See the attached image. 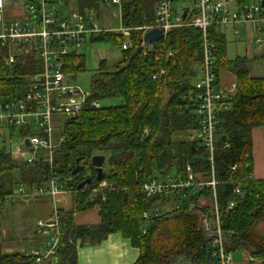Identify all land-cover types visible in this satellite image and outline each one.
<instances>
[{"label": "trees", "instance_id": "1", "mask_svg": "<svg viewBox=\"0 0 264 264\" xmlns=\"http://www.w3.org/2000/svg\"><path fill=\"white\" fill-rule=\"evenodd\" d=\"M159 1L119 0L121 28L152 26ZM233 1L239 10L245 6V0ZM63 2L68 6V0ZM100 4L102 0H77L74 10L83 13ZM207 37L214 46L218 72H228L236 81L233 98L216 111L212 165L224 249L230 255L244 249L264 264V234L259 228L264 222V180L252 177L251 153L252 132L264 128V77H251L249 69L262 57L229 60L225 56V37L219 29L210 27ZM131 40L133 46L127 50H122L124 39L120 33L101 32L91 35L89 41L108 43L120 52V61L112 67L101 60L91 79L94 99H116L119 104L85 111L79 123L68 121L64 143L54 153V171L75 191L72 208L58 210L61 234L57 264H77L78 248L99 245L111 234L128 239L138 250L134 264H209L213 262L210 239L200 218L210 217L209 207L201 202L211 200L210 189L172 190L152 199L139 191L140 184L150 179L182 180L190 175L195 183L211 180L207 153L193 138L198 128L193 84L202 64V34L195 29H175L146 52L138 47L141 32L131 31ZM25 52L13 67L0 60V97L24 90L26 78L39 71L34 54ZM84 61L83 55L69 54L64 58L63 71L82 72ZM160 70L162 75H158ZM155 74L158 76L153 80ZM96 154L104 158L107 155V170L98 182L89 160ZM76 160L84 169L72 175ZM46 168L41 163H19L0 150V236L1 215L15 190L20 184L27 189L42 185ZM85 178H90L91 184L78 191V184ZM103 181L106 187L96 191ZM235 187L241 189V195L233 193ZM230 203L232 209L228 208ZM156 206L160 214L144 219L143 213ZM92 209L98 211L99 223L75 224V213ZM33 262L28 254L4 253L0 247V264Z\"/></svg>", "mask_w": 264, "mask_h": 264}, {"label": "built area", "instance_id": "2", "mask_svg": "<svg viewBox=\"0 0 264 264\" xmlns=\"http://www.w3.org/2000/svg\"><path fill=\"white\" fill-rule=\"evenodd\" d=\"M112 4L119 0H110ZM173 0H161L155 6L152 26L134 29L118 30L104 29L97 23L90 11L78 13L70 11L62 13L58 6L62 0H21L25 21H5L2 19L3 0H0V60L13 67L18 57L26 52H32L39 66V71L26 78L24 90H16L6 98L0 97V131L13 134L18 130V144L11 157L26 165L41 163L47 166L44 173L45 182L27 189L23 184L17 192L26 197H48L52 202L51 216L46 221L37 220L34 235L42 241L39 249L28 253L33 257V264H57L58 244L61 229L58 221V206L60 198L72 196L75 192L68 187L63 177L54 171L53 159L55 151L64 143L63 134L68 121L81 122V115L88 110L102 108L101 101L93 98L92 93H86L77 86L65 80L63 71L64 58L69 54H78L91 35L101 32L120 33L124 39L122 50L131 49V31L141 32L139 49L148 51L154 44L162 41L166 35L175 29H195L202 34V64L200 74L195 81L196 101L195 115L198 124L193 138L198 140L207 153L211 165V180L205 183H195L190 175L185 179L163 178L150 179L140 184L139 191L147 199L163 197L172 190L184 191L210 189V217L201 216L200 225L210 239L211 257L209 264H230L231 255L224 249V236L219 227L218 204L215 193L216 182L213 174V156L216 143L218 119L216 111L227 106L233 98L236 81L225 84L218 72L217 59L213 44L208 40L207 30L210 27L253 25L259 33H264V12L261 3L251 7L237 9L233 0H192L193 7L172 8ZM230 1L234 7H230ZM27 15V16H26ZM150 30H160L158 41L145 43L144 34ZM261 39V38H260ZM257 38V42H261ZM169 56L173 53L169 52ZM158 75H162L160 70ZM226 73V72H224ZM228 73V72H227ZM157 74L152 76L155 80ZM26 142L28 145H26ZM234 170L236 167H230ZM185 170L189 172V167ZM106 187V182H100L96 191ZM235 195H241L240 188L233 189ZM204 200H201L203 203ZM203 205H205L203 203ZM233 208V203L228 206ZM169 210V207H164ZM161 209L156 206L143 213V218L159 215ZM37 238V237H36Z\"/></svg>", "mask_w": 264, "mask_h": 264}, {"label": "rangeland", "instance_id": "3", "mask_svg": "<svg viewBox=\"0 0 264 264\" xmlns=\"http://www.w3.org/2000/svg\"><path fill=\"white\" fill-rule=\"evenodd\" d=\"M11 1H13L14 4L18 2L16 6H18L20 2L19 0ZM259 1L260 0H245V6L251 7L252 5L257 4ZM63 3L62 5L58 6V9L62 13H68L76 8L77 0H68V6H64ZM230 4V7H234L231 1ZM183 7L192 8V0L172 1V8L174 10ZM90 12L95 17L100 27L111 30H118L121 28V18H119V4H112L110 0H106L105 3L100 4L98 8L92 9ZM21 23L23 24L24 21H21ZM230 28L231 27H221L220 30L223 31L225 35V56L229 60H234L236 57H244L245 52L243 40H240L239 42L237 40L235 41L232 34V29ZM78 54L84 56L85 70L78 73H68L69 75L65 76V80L77 86L80 90L86 93H91V79L96 73L98 63L101 60H105L108 67H112L116 65L121 59L120 52L117 48L111 47V45L108 43L105 44L100 42L86 43ZM251 68H253V64L249 68L250 76L253 77L256 74L252 72ZM118 104L119 101L116 99H106L101 101L102 107H110ZM1 133L0 150L3 149L9 154H13L15 152L14 148L18 144V130H15L13 134H8L6 132ZM183 138L184 137H181L180 139ZM105 159H107V155L105 156ZM106 167L107 166L105 164L103 166L104 172L107 170ZM15 191L16 194L11 198V202L8 201V203L5 205L1 215L2 234L0 236V247L4 252L9 251V253H13L17 251L20 253H29L31 249H39L38 244L41 243L42 238L39 235H32L31 232L33 227H35L37 220L44 221L46 217L49 216V203L46 197H26L20 195L17 190ZM203 202L209 207V201L204 200ZM50 206L52 207V204H50ZM259 228L262 234H264V222L260 224ZM232 255L233 260H238L242 255V251H237Z\"/></svg>", "mask_w": 264, "mask_h": 264}, {"label": "crops", "instance_id": "4", "mask_svg": "<svg viewBox=\"0 0 264 264\" xmlns=\"http://www.w3.org/2000/svg\"><path fill=\"white\" fill-rule=\"evenodd\" d=\"M19 1V5L16 6L18 2L14 4V2L11 0H3V20L6 22L10 19L20 22L25 21L26 18L22 8L23 3L21 0ZM227 27H231L230 29H232V34L235 41L237 40L239 42L240 40H243L245 58L252 60L257 57H262L261 60L252 63L253 68H251V70L256 74L253 77H264V33H259L253 25H235ZM219 31L224 35L223 31L220 29ZM257 38H261V42H257ZM221 79L225 81V84L235 81L234 75L227 72L222 73ZM251 139V153L253 161L252 177L255 180H264V128L254 130L252 132ZM46 199L49 203L50 213L44 221L50 218L52 212V207L50 206L52 202L48 197H46ZM58 203L59 209L69 210L72 208V196L62 197ZM99 221L100 219L96 209L88 210L82 213H75L74 215V222L76 225H94L99 223ZM33 230L31 232L32 235H34ZM241 251L242 255L238 260H233V255L231 254L230 264L261 263L259 260L252 259L244 249ZM4 253H9V251H5ZM138 255V250L131 246L128 239L123 238L119 234H111L99 245L90 247L86 245L84 247L78 248L77 264H134L138 258Z\"/></svg>", "mask_w": 264, "mask_h": 264}, {"label": "water", "instance_id": "5", "mask_svg": "<svg viewBox=\"0 0 264 264\" xmlns=\"http://www.w3.org/2000/svg\"><path fill=\"white\" fill-rule=\"evenodd\" d=\"M105 0H102V3H104ZM262 7L264 3H261ZM160 30H150L149 32L147 31L144 36H143V41L148 44V42H153V41H158L160 39ZM26 145L28 143L26 142ZM90 164L94 168L96 177L95 179L97 182L102 179L103 175V166L105 162V158L103 156H98L94 155L90 159ZM80 160H76V167L72 171V175H76L77 173L81 172L84 168L82 166H79ZM91 184V179L90 178H85L81 183L78 184L77 190H81L82 188L89 186Z\"/></svg>", "mask_w": 264, "mask_h": 264}]
</instances>
